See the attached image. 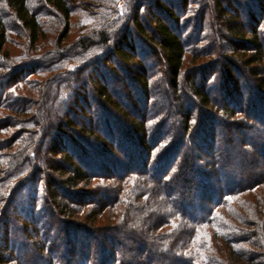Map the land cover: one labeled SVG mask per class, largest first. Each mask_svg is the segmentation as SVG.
<instances>
[{"label": "trees", "instance_id": "16d2710c", "mask_svg": "<svg viewBox=\"0 0 264 264\" xmlns=\"http://www.w3.org/2000/svg\"><path fill=\"white\" fill-rule=\"evenodd\" d=\"M221 1L0 0V264H264V166L225 154L245 120L264 129V92L236 91L256 67L221 83L208 68L229 46L200 39L201 8L222 17ZM254 3L253 28L235 13L219 31L264 68ZM248 191L255 201H237ZM234 202L249 229L231 223ZM214 249L226 261L206 262Z\"/></svg>", "mask_w": 264, "mask_h": 264}, {"label": "rangeland", "instance_id": "374dc122", "mask_svg": "<svg viewBox=\"0 0 264 264\" xmlns=\"http://www.w3.org/2000/svg\"><path fill=\"white\" fill-rule=\"evenodd\" d=\"M221 2L223 4H225V6L228 7V9H227L228 11L225 13L226 16L224 15L222 17L217 18V14H218L219 10L216 11L214 5L212 6V5L208 4L207 6H204L201 8V9H203L207 20L205 22L204 30H201L200 39L206 37V34H210V36L213 37L214 40L216 38V40H217L216 42H219L220 45L223 44L224 47L229 46V50L227 53L225 50L223 51V53H225L224 55L222 53H220L218 55L216 54V55H213V56L207 58V60L212 59L209 63L210 65L208 64V68L211 69L210 71H214L216 73V75L218 76V79H219L218 82L221 83L224 80V76L226 75L225 73H227L228 71H231V69L234 73H238V71H239V73H250L251 67L252 66L256 67V68H252L251 72H253V70H255V72L258 73V79H260L259 82H261V86L259 85V82L256 81V79H253L252 77H250L248 75V77L245 76V79H241L239 81L240 85H242V89L238 88L236 91L240 92L241 95L243 94V97L249 96V94L251 92L250 90H254L256 95L262 94L264 92V81L262 80L264 78V68L259 66V65L245 66V64H244V56L245 55H252V53L255 52L254 46H250L249 43L246 42V40L242 41L241 39L235 38L229 32H226V31L220 32L219 31V29L225 28V26H227V23L229 24V20L232 18H229L228 16L231 17L235 13H240L239 19H237V21L235 20L236 21L235 23H238L239 26H244V27H249V28L252 27L253 28L255 25L253 24V21L251 18H256V17L258 18V16L262 12V8L254 3L255 0H222ZM119 6H120V8L124 9L122 7L123 5H122L121 1H120ZM263 30H264V28H263ZM218 32L221 33L220 34L221 37L218 36V34H217ZM216 34H217V36H216ZM196 35H197V33H196ZM216 42L214 41L213 42L214 44H212V46L215 45ZM262 43H263V41H262ZM207 44L208 43H206V42H201L199 44L196 41L190 42V46L193 48L194 52H196V50H198L201 46L206 47ZM242 47H244V48H242ZM242 49H245V52ZM262 50L264 52V47ZM194 63H195V61L189 63V65H187V67L193 66ZM159 67H160V65L156 66V69H161ZM245 67H248L245 72L240 71L242 68H245ZM189 70H190V68H188V72H189ZM189 73H192V72H189ZM156 77L157 78L161 77V73H157ZM121 78H122V80L126 79L125 76H122ZM215 85H218L217 87L220 88L219 83H215ZM259 87L263 88V90L259 89ZM127 92L130 93L131 90L128 89ZM217 95H219V93ZM133 102L139 103L140 101L138 99H133ZM261 102L258 103V107H259L260 111L264 110V103H261ZM140 104L141 103H139V105ZM186 107H187V104L185 103L182 110H184ZM137 109L139 112L141 111L140 106H138ZM223 117L226 118V116H223ZM239 117H241V116L238 115L237 117H232L230 119H239ZM249 117H251V115L246 116L247 119H249ZM243 118H245V117L243 116ZM245 121H247L246 122L247 125L245 126L246 127L245 129H242V130L237 129V130L233 131V134L231 135V137L227 138L229 140V146L227 148H225V154L232 157L234 160L236 159V161L238 160L237 161V163L239 162L238 165L244 166V167L249 166V165H246V162H248L249 158L254 155V157L257 158L256 159L257 160L256 165L258 166V162H259V164H263V166H264V156L262 154H261V156L258 155V145L259 144L264 145V129H259L252 118H250L249 121L248 120H245ZM210 127L211 126H208V129ZM239 131H241V132H239ZM258 131H259L261 136H258ZM242 132L245 133L246 135H243ZM248 137L250 140H252V143H251L252 147L251 148H250L251 145L249 144L250 140L248 142H246V144H240V142H238L240 139L243 140V139H246ZM253 143H254V145H253ZM242 147H244L246 149V151H249L250 154L247 157L241 155L240 150L243 149ZM97 149H98V147H96V150ZM88 151L89 152H87V154L91 155V150L89 148H88ZM112 154L114 156L116 155L118 159L125 160L124 158L120 157L118 149H115L112 152ZM201 154L204 155L202 152H201ZM141 157H143L142 154L140 156L137 155V159H140ZM94 158L97 159L98 157L94 156ZM89 164H90V162L89 161L87 162V160L85 162H83L84 166L88 167ZM98 168L99 167H96L95 169H98ZM92 170H94V169H92ZM103 181L105 182L106 180H103ZM104 182L100 183L102 188L105 186V184H103ZM116 183H117V181H116ZM116 183H111V184H107V185L113 186ZM94 191H95V188H94ZM98 191H100V194L105 193L101 189L100 190L98 189L97 192ZM251 196L252 197H250V192L248 191V192H245L243 194L242 193L238 194L236 197L239 199L237 201H241V203L244 204V203H250V202L255 201L253 194H251ZM251 199H252V201H251ZM232 205H233L232 209L234 211V212L233 211L232 212L234 213V215H232L230 218L231 223L238 225L237 230L244 231V229H247L248 226L246 224L242 223V221L244 218L247 217L246 215L248 212H246V210H244L242 208L241 204H239L238 202H234V203H232ZM251 206H253V205H251ZM222 210H223V213L225 215H228V214L230 215V213H229L230 211H227V209H226V211H225V209H222ZM254 213H256V210H254ZM217 214H218V211H217ZM249 218H251V217H249ZM236 249H238L240 254L243 253V254L247 255V253H248L247 250H243L240 248H236ZM251 249L253 250L254 248H251ZM254 250H257V249H254ZM231 252H232L231 249H229L228 253H231ZM261 252H262V250L258 249V253H261ZM219 254H220V251H217L216 249H214V250L210 251V255L208 257H207V254L204 257H206V262H208L207 258L214 257V259H216L215 257H218V256L226 261L225 257L222 254L221 255H219ZM211 255H213V256H211ZM260 261L264 262V259L259 258L258 262H260ZM226 262L228 264H232L229 260Z\"/></svg>", "mask_w": 264, "mask_h": 264}]
</instances>
